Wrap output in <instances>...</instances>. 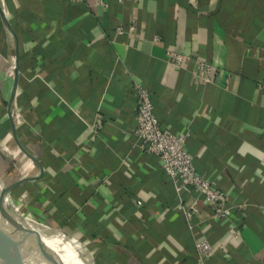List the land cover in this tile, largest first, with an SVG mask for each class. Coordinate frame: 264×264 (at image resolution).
Segmentation results:
<instances>
[{
	"label": "crops",
	"instance_id": "0c3cea01",
	"mask_svg": "<svg viewBox=\"0 0 264 264\" xmlns=\"http://www.w3.org/2000/svg\"><path fill=\"white\" fill-rule=\"evenodd\" d=\"M106 1L0 0V176H33L12 202L94 264H264V0ZM137 85L228 213L142 147Z\"/></svg>",
	"mask_w": 264,
	"mask_h": 264
},
{
	"label": "built area",
	"instance_id": "2783aa9c",
	"mask_svg": "<svg viewBox=\"0 0 264 264\" xmlns=\"http://www.w3.org/2000/svg\"><path fill=\"white\" fill-rule=\"evenodd\" d=\"M98 1L107 4L106 0ZM130 27L132 28L133 25H130ZM165 53L175 64H180L184 58L189 57L177 49L167 48ZM195 69L204 81L211 80L213 73H216L212 63L201 58L195 60ZM135 90L138 102L134 133L142 147L159 156L163 168L168 174L180 178V181L176 183L177 189H180L184 184H189L201 192L206 201L213 204V214L215 216L228 213L229 208L223 203V190L192 167V159L185 146L184 136L179 132L161 126L153 112V103L148 88L137 85ZM192 212V207L184 209L187 218L192 216ZM196 248L201 254H207L210 249L209 240L207 238L200 239L196 243Z\"/></svg>",
	"mask_w": 264,
	"mask_h": 264
},
{
	"label": "bare ground",
	"instance_id": "6f19581e",
	"mask_svg": "<svg viewBox=\"0 0 264 264\" xmlns=\"http://www.w3.org/2000/svg\"><path fill=\"white\" fill-rule=\"evenodd\" d=\"M8 208L7 203L2 199L1 189L0 254L2 256L19 259L23 253L26 256L24 264H92L90 252L78 238L27 216L26 219L36 229L38 238V248L29 250L30 243L29 237H26V230L8 215ZM65 237L82 251V257L79 258L80 255L74 251ZM10 261L5 264H9Z\"/></svg>",
	"mask_w": 264,
	"mask_h": 264
},
{
	"label": "water",
	"instance_id": "95a60500",
	"mask_svg": "<svg viewBox=\"0 0 264 264\" xmlns=\"http://www.w3.org/2000/svg\"><path fill=\"white\" fill-rule=\"evenodd\" d=\"M3 18H4V21L6 23V26L9 28V30L12 32V34L14 35L15 37V33L13 31V29L11 28L8 20L5 18L4 15H2ZM16 39V37H15ZM17 42V41H16ZM16 48H17V43H16ZM17 73H18V52L16 50V54H15V62H14V81H13V85H12V90H11V94H10V97H9V103H8V111H9V114H10V117L12 119V115H11V103H12V99H13V96H14V91H15V86H16V78H17ZM12 124H13V121H12ZM14 125V124H13ZM18 144L20 145V147L30 155V153L28 152V150H26L22 145L21 143L18 141ZM32 156V155H31ZM33 157V156H32ZM34 160H36V162L38 163L39 165V172L37 174L40 173V169H41V166L38 162V160L33 157ZM30 177H33L31 175L29 176H25V177H22L20 179H17L13 182H10L8 184H4V182L2 181L1 177H0V180L2 182V199L7 203L8 205V215L15 219L16 221V224L24 227V229L26 230V237H29V250H34V249H37L38 248V238H37V231L36 229L27 221L26 219V215L22 214L18 208L15 206V204L12 202L11 198H10V190L12 189V187L16 184H19L21 183L23 180L27 179V178H30ZM57 229V228H56ZM91 255V254H90ZM25 255L22 253V256L19 257V259H12L10 261L9 264H24V259H25ZM92 257V256H91ZM92 264L93 261H92Z\"/></svg>",
	"mask_w": 264,
	"mask_h": 264
},
{
	"label": "rangeland",
	"instance_id": "374dc122",
	"mask_svg": "<svg viewBox=\"0 0 264 264\" xmlns=\"http://www.w3.org/2000/svg\"><path fill=\"white\" fill-rule=\"evenodd\" d=\"M1 177V176H0ZM2 179V178H1ZM3 181V180H2ZM18 210L21 212V213H23V211H22V208H18ZM24 214V213H23ZM24 215H26L27 216V214H24ZM29 217H31V216H29ZM35 219V218H34ZM66 239V238H65ZM41 257H44L43 255H41ZM12 259H14V258H10V257H6V256H2L1 254H0V264H5L7 261H9V260H12Z\"/></svg>",
	"mask_w": 264,
	"mask_h": 264
},
{
	"label": "trees",
	"instance_id": "16d2710c",
	"mask_svg": "<svg viewBox=\"0 0 264 264\" xmlns=\"http://www.w3.org/2000/svg\"><path fill=\"white\" fill-rule=\"evenodd\" d=\"M80 255V254H79Z\"/></svg>",
	"mask_w": 264,
	"mask_h": 264
}]
</instances>
